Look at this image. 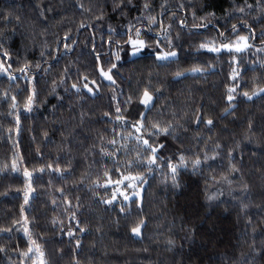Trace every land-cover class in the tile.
I'll list each match as a JSON object with an SVG mask.
<instances>
[{"label": "trees", "instance_id": "1", "mask_svg": "<svg viewBox=\"0 0 264 264\" xmlns=\"http://www.w3.org/2000/svg\"><path fill=\"white\" fill-rule=\"evenodd\" d=\"M145 3L150 5L147 10ZM149 15L158 21L150 28ZM160 21L173 45L169 48L162 40L161 48L177 51V58L160 66L152 51L139 58L129 56V25L142 28L141 38L156 50ZM82 23L87 27L81 28ZM204 24L208 27H201ZM110 28L115 30L111 35ZM262 33L264 0H0V61L5 67L11 64L9 73L18 77L10 81L0 74V248L4 249L0 264H32L25 255L30 246L25 226L42 246L47 264H264V94L251 100L243 95L264 88ZM239 36L249 37L250 45L241 53L199 48L203 42L219 46L225 37L226 42H235ZM109 39L115 43L109 45ZM64 43L74 51L63 55ZM4 51L11 59L3 56ZM117 51L119 62L113 55ZM109 61L117 63L115 85L99 76V68L107 70ZM26 63L32 66L29 75L35 73L32 83L19 71ZM50 64L53 67L45 73ZM66 67L68 78L60 84ZM194 68L200 71L193 72ZM177 71L184 73L180 79L175 78ZM234 71L239 73L236 80L231 78ZM84 75L100 84L94 98L71 89ZM234 86L236 99L229 105L228 88ZM33 87L38 96L27 112L24 104ZM145 88L154 95L157 89L163 93L149 121L183 127H177L173 136L158 138L166 145L159 153V167L150 173L146 168L131 169L133 175L141 172L147 178L142 204L139 200L104 204L113 188H95L94 182L104 183L106 169L113 180L119 179L117 166L128 174L124 161L135 159L139 151L135 140L121 139L137 134L115 121L117 103L134 122L144 110L139 97ZM201 114L205 120L213 119L211 130L204 124L197 129L193 123ZM113 139L115 146L109 143ZM216 144L221 146L218 153ZM101 148L110 152L119 148L120 164L102 156ZM180 153L189 158V165L178 169L174 185L167 163L171 159L178 164ZM205 153L216 155V160L208 162L211 167L205 164L194 170L191 159ZM48 164L64 176L47 169ZM231 164L239 171L232 173ZM42 167L45 171L40 173ZM25 169L31 178L24 175ZM141 219L146 227L135 237L131 228ZM76 220L85 232L79 231ZM69 230L74 237L67 235Z\"/></svg>", "mask_w": 264, "mask_h": 264}, {"label": "snow or ice", "instance_id": "2", "mask_svg": "<svg viewBox=\"0 0 264 264\" xmlns=\"http://www.w3.org/2000/svg\"><path fill=\"white\" fill-rule=\"evenodd\" d=\"M121 3H123V0H121ZM81 7L83 6L81 5ZM143 7L145 10H147L149 9L150 5L148 3H145ZM161 7L162 9H164L166 5H162ZM240 11L243 12V9H240ZM163 14L164 13L162 11L161 15ZM210 15L214 16V13ZM146 18L148 20L149 28L158 22L157 18L154 16L149 15ZM141 20H142V17H137L138 22H140ZM159 23L161 24L162 35L155 38L156 50L150 49L148 43L144 39L141 38L142 28H137L135 27V25H131V24L129 25L128 32L126 33L128 35L126 44L131 49L128 52L129 56L134 57V58H139L143 56V54L146 51H152L155 61L159 62L160 66H164L166 62H170L174 60L175 58H177L178 56L177 51H174V50L164 51L163 48H161L162 40L167 41L169 48L173 47V45H172V40L168 34L167 29L163 27L162 21H160ZM181 26L183 27V21H181ZM80 27L85 28L87 26L82 23ZM201 27L206 28L208 27V25L204 24ZM168 28H171V25H168ZM232 29H233V32H235L237 30L236 25H233ZM114 31H115L114 29L110 28L109 35H111ZM133 32H134V37L132 35ZM219 35L221 37H224V33L222 32L219 33ZM262 35H264V33H262ZM64 39L65 41H67L69 37L66 35ZM248 40H249V37L247 36H239L235 42H226L227 38L225 37L224 40L220 42L219 46H216L215 42L209 41V42L201 43L199 45V48L207 50L208 52H212V53H220L223 50H227L230 53L233 51L235 53H241L250 47ZM107 43L111 45L115 43V41L109 39ZM2 47L3 45L0 44V48ZM117 47L119 48L120 45L117 44ZM71 51H74V49L71 48L69 44L64 43L63 55H67ZM92 52L95 54L96 61L99 62L100 54L96 50L95 43H93ZM41 55H44V53H41ZM113 55L115 56V60L117 62L121 61L120 51L115 52ZM3 56L7 57L8 59H11V56L7 51L3 52ZM54 59L58 61L59 52H58L57 57H54ZM109 63H111V61H109ZM10 67H11V64L5 67L4 62L0 61V74L6 75L10 81H15L16 79H18V77L9 73ZM52 67L53 65L50 64L49 68L44 69L43 71L47 73L48 71L51 70ZM31 68L32 66L26 63L23 68L19 69L23 78L29 81L30 83L34 82L36 78L35 73H32L31 76L29 75ZM35 68L39 70L40 64L37 63L35 65ZM116 68H117V63H111V66L107 70H105L103 67H100L99 68L100 78L103 81L109 82L111 85H115L116 80L114 79L113 70ZM192 71L197 72V71H200V69L194 68L192 69ZM68 74H69V69L66 67L64 69L63 77L59 82L60 84L65 83V80L68 78ZM183 75L184 73L177 71L175 73V78L180 79ZM238 75L239 73L234 71L231 78L233 80H236ZM56 87H57L56 82H53V88H52L53 93H55ZM71 89L74 90L75 94L77 95H81V96L88 95L91 98H94L96 95H98L100 91V84L95 79L89 80V77L87 75H84L80 77L76 82L71 84ZM68 91H69V88L65 87V92H68ZM236 91H237L236 86L228 88L226 99L229 105H232V102L236 99V96L234 95ZM156 92L158 93V95H154L152 92L149 91L148 88L144 89L143 93L139 97V104L143 106L144 110L138 114V118L135 119L134 122L129 121L128 118L124 116L122 109L119 106V102L117 103V107L115 109V112H116L115 121L120 122V124L125 128L130 126L131 128L134 129L135 133L137 134V135H132V133H129L127 137L122 136L121 139L135 140L139 151H137V155L135 159L124 161V167L126 170H128V174H124L123 172H121L120 167L117 166L114 168V170L115 172L120 174L119 179L113 180L111 171L106 169L104 171V176L106 177L104 183L101 184L99 181L94 182L93 186L95 188L103 187L107 189V188L115 186L111 199L102 200L104 204H107V205L113 204L117 200L118 195L122 196L123 201L125 202L137 203V200H139L142 204V199H143L141 195L143 191L142 186L147 183V178L141 172H137V174L133 175L131 173V169L146 168L148 172L150 173L151 171H153L154 166L159 167L160 163L158 162L162 161V158L159 155V153L161 152V150H163L166 147V145L163 143H158L157 142L158 138L161 136L165 138L169 136H173L177 131V127H183V125L173 124L172 122H161L158 120L151 121V122L149 121V114L151 113L152 109L155 107L156 99H158L159 96L163 95V93L160 92L159 89H157ZM261 94H264V88H259L258 91L253 92L251 95H249L248 92L243 93V95L247 97L248 100H251L253 96H258ZM37 96H38V93L35 87H33L24 104L25 111L31 112L33 110V107L36 104ZM57 98L60 100L63 99L62 97H57ZM113 99L115 100L116 97L113 96ZM11 100L13 101L12 107L15 109L16 108V97L12 96ZM127 102L128 103L131 102V97L128 98ZM225 113L229 114V109L226 108ZM109 115H110L109 113H105V117H109ZM173 118H175V114H173ZM81 119H83V114H81ZM16 123L17 125H19L18 115L16 117ZM193 123L196 125L197 129L199 128L201 124H204L205 127L209 128V130H211V128L214 127L213 119L209 118L205 120L202 114L197 115ZM113 131H115V129H113ZM185 131H187V129H185ZM109 143L115 146L117 142L115 139H113L109 141ZM220 148L221 146L219 144H216L214 151H217L218 153V150H220ZM119 151H120L119 148H115L114 151H111V152L107 151L105 148H101L102 156L113 158L114 165L120 164V161L116 158L117 153ZM144 153H148V155L144 156ZM228 158H229L230 163L234 159L233 152L231 150L228 152ZM178 159H179L178 164L172 163L171 159H169L167 163V167L170 170L171 178H172L174 185L177 184L178 169L181 167L186 169L189 165V158H187L184 153H180L178 156ZM215 160H216V155L208 156L207 153H205L203 158H201L199 155H196L194 159H191V167L194 170L202 167L205 164H208V166L211 167V165L208 162L215 161ZM46 168L53 169V166L51 164H48L46 165ZM13 169H15V164H13ZM44 171H45L44 167L39 169L40 173H43ZM53 171H56L60 173L61 176H64V172H62L59 168L53 169ZM230 171L232 173H235V172H238L239 169L235 167V164H231ZM68 174L70 175L71 173H68ZM24 175L28 178H31L33 174L29 172L27 169H25ZM223 180L227 182L229 185L232 182L228 178V176H224ZM29 189L31 190V185H29ZM127 189L132 190L131 195L128 194ZM61 195H63L62 190H61ZM214 198H215L214 196L208 197L209 200H212ZM28 199L29 197H28V194L26 193L25 194V204L28 203ZM53 203L55 204V201H53ZM68 204L70 205L71 202L69 201ZM126 206L127 205L125 204L124 207ZM124 207L121 208V212L124 211ZM73 218H75V213H73ZM28 223L29 221L27 220V217H25L24 224L27 225ZM79 225H80V221L76 220V226L79 229V231L81 233L85 232L86 230L84 228H80ZM144 227H146V223L143 219H141L134 227L131 228V232L134 236L140 237L142 234V229ZM7 231H11V229H8ZM23 231L26 236H29V240H30V246L28 247V252L25 253V255L28 256L29 259L32 260V264H47V261L45 259V252L43 251L42 246L40 244H38L35 240L31 239L29 228L25 226ZM67 235L69 237H74L75 233L72 230H69L67 232ZM169 243H171V241ZM79 246H80V242L79 240H77V247ZM0 251H4V249L0 248ZM29 254L31 255L29 256Z\"/></svg>", "mask_w": 264, "mask_h": 264}, {"label": "rangeland", "instance_id": "3", "mask_svg": "<svg viewBox=\"0 0 264 264\" xmlns=\"http://www.w3.org/2000/svg\"><path fill=\"white\" fill-rule=\"evenodd\" d=\"M223 51H225V52H227V50H223ZM233 53H235L234 51H233ZM114 187L115 186H113L112 188H113V191H114ZM143 187V186H142ZM131 189H127V192H128V194L129 195H131ZM142 194V193H141ZM112 197V196H111ZM111 197L109 198V199H111ZM115 202H117V203H119V202H125V201H123V197L122 196H119L118 195V197H117V200L115 201ZM136 237V236H135Z\"/></svg>", "mask_w": 264, "mask_h": 264}]
</instances>
